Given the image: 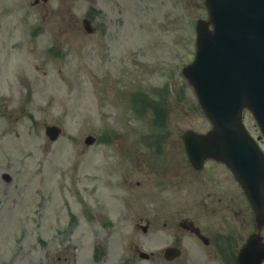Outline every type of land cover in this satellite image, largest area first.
<instances>
[{
  "label": "rangeland",
  "instance_id": "rangeland-1",
  "mask_svg": "<svg viewBox=\"0 0 264 264\" xmlns=\"http://www.w3.org/2000/svg\"><path fill=\"white\" fill-rule=\"evenodd\" d=\"M199 19H208L205 0H0V264H73L57 251L47 260L41 229H91L94 239L116 229L106 264H168L141 260L135 245L160 254L174 242L169 190L151 191L149 177L161 183L156 172L180 159L186 130L212 126L182 71L195 57ZM244 121L260 135L250 111ZM48 125L62 128L56 140ZM149 131L163 136L161 154L138 143ZM90 134L97 141L86 144ZM148 220L145 234L139 224ZM209 232L218 245V229ZM182 235L172 264H225Z\"/></svg>",
  "mask_w": 264,
  "mask_h": 264
},
{
  "label": "water",
  "instance_id": "water-1",
  "mask_svg": "<svg viewBox=\"0 0 264 264\" xmlns=\"http://www.w3.org/2000/svg\"><path fill=\"white\" fill-rule=\"evenodd\" d=\"M206 5L209 20L198 21L196 56L183 72L213 128L206 134L187 131L185 143L195 164L215 157L235 170L262 225L264 153L247 131L243 114L250 109L264 132V0H206ZM84 23L92 31L90 21ZM60 132L57 126L47 128L51 139ZM263 261L264 242L254 234L242 249L239 263Z\"/></svg>",
  "mask_w": 264,
  "mask_h": 264
},
{
  "label": "flooded vegetation",
  "instance_id": "flooded-vegetation-1",
  "mask_svg": "<svg viewBox=\"0 0 264 264\" xmlns=\"http://www.w3.org/2000/svg\"><path fill=\"white\" fill-rule=\"evenodd\" d=\"M157 133L156 131H149L150 135L137 138L138 143L140 140L144 143L145 141L148 142L152 155L163 152L160 142L156 140L158 135H160L159 138L163 136L161 133ZM257 137L260 142L264 138L261 135ZM132 150L129 152L122 151L123 163L133 157L137 148L134 147ZM178 154L181 155L180 159L171 162L164 175L156 172L161 183L153 184L156 176H150L147 186H152L150 190L153 192L156 185H159L162 190H169V222H165V227L169 230L180 229L178 232L181 235L176 232L174 242L166 245L163 253L160 254L146 252L137 244L135 249L138 255L141 260L156 261L160 258L168 264L175 263L183 254L181 244H184L182 235L184 232L202 242L211 256L214 254L215 258L223 259L225 264H238L239 251L254 232L258 231L264 239V225L258 228L251 200L237 179L235 171L225 162L208 158L201 166H196L191 161L185 145L181 151H178ZM134 169L138 173H143L142 171L146 174L150 173L145 171L143 167ZM121 183V186H127V188L130 185L126 174L123 175ZM137 186L138 189L133 187L129 189L140 191L144 189L145 185H142L140 179L136 181ZM142 194L146 197L148 192ZM203 216L209 217L210 220L203 221L202 219L203 222H201ZM152 225L150 220L145 225L139 224L145 234L149 233ZM211 229H218V245L214 243L213 233L209 232ZM239 229H250V231L245 235L243 231L239 232ZM115 230L100 229L101 234L99 232V235L97 237L95 235L94 239V233L92 234L91 229H41L42 243L46 248L45 257L49 260L52 258V251L53 253L57 251L58 262L64 259L73 264H81L82 262L85 264H106L108 259L106 248L110 247V235ZM239 238L244 239L240 247ZM86 247L93 253L92 256L83 258L78 252ZM210 247H213L215 251L212 252ZM171 248H176L177 252H173ZM167 249H169L168 253L166 252ZM122 263L128 264L125 261Z\"/></svg>",
  "mask_w": 264,
  "mask_h": 264
}]
</instances>
